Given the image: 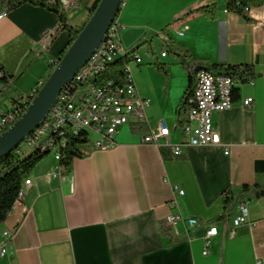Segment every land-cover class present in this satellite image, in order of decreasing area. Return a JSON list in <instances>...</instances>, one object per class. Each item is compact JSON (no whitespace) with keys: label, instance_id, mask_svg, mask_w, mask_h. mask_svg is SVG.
Listing matches in <instances>:
<instances>
[{"label":"crops","instance_id":"crops-1","mask_svg":"<svg viewBox=\"0 0 264 264\" xmlns=\"http://www.w3.org/2000/svg\"><path fill=\"white\" fill-rule=\"evenodd\" d=\"M68 12L69 22L89 17L95 0H77ZM217 2L215 20L187 16L201 5ZM227 0H125L117 19L126 50L144 48L143 63L130 66L139 93L151 102V125L165 117L171 126L169 141L142 142L144 132L132 125L119 128L115 145L103 150L92 142L82 147L69 172L59 168L53 154L33 171L24 198L0 222L17 230L10 253L0 264H256L264 260V197L239 199L224 216L222 192L230 186L239 198L244 185L264 186V6L250 9L247 22L227 11ZM5 8L0 3V13ZM58 16L43 7L23 4L0 19V68L13 77L0 96V110L13 105L19 94L39 87L60 53L69 33L46 37L55 31ZM184 31V35H179ZM190 51L204 65L251 64L255 79L240 87L229 109L214 113L221 136L218 145L183 143L174 127L176 109L189 85V74L166 48V39ZM143 47V48H142ZM151 52V55L147 53ZM166 66L167 73L155 62ZM200 66V65H198ZM35 85L26 90L25 77ZM5 88L0 79V90ZM253 97L250 106L244 100ZM149 128V127H148ZM180 146L179 154L175 148ZM183 189L176 194L174 188ZM175 202V205L174 203ZM248 208L249 222L230 235L240 203ZM171 213L200 220L189 228L180 222L178 234L166 223ZM170 230L162 234V224ZM217 226L207 246L206 233Z\"/></svg>","mask_w":264,"mask_h":264},{"label":"built area","instance_id":"built-area-1","mask_svg":"<svg viewBox=\"0 0 264 264\" xmlns=\"http://www.w3.org/2000/svg\"><path fill=\"white\" fill-rule=\"evenodd\" d=\"M67 12L77 7V0H61ZM7 10L0 13V19L5 16ZM111 31V39H104L97 48L95 54L84 65V76L77 81L75 87L69 88L68 94L61 104H54L48 117L44 120V129H36L34 138L30 141H23L19 145V152L31 150L38 146H45L52 149L55 159L60 161V145L58 139L54 140V145H46V135L55 128L57 123H66V132H63L62 146L65 145V134L79 133L85 131L88 134L89 142H92L99 149H109L116 143L115 135L119 128L124 125H147L149 130L141 136V141L145 143L160 144L162 141H169L171 136V126L165 117H159L151 125L147 109L150 107V100L142 96L134 82V74L128 65L127 82L120 86L93 83L96 71H103L106 65L114 59L117 54H125L126 50L121 42V25ZM53 31L46 33V37H51ZM179 35H184V31H179ZM151 55V52L147 53ZM168 50L163 48L161 56L166 57ZM134 61L143 63V58L137 53L134 54ZM196 74V86L191 98V107L186 114V121L180 125L176 124L174 129L183 134V143L189 145H218L221 143L219 129L214 123L213 115L232 107L234 103L233 89L237 85L235 79L224 73L213 72L208 66H192ZM3 71L0 70V76ZM43 81L39 83V87ZM37 89V88H36ZM35 94V89L29 93V97ZM254 102L253 97L244 100L243 105L250 106ZM21 108L13 105L0 110V134L7 130L23 114ZM180 146L175 148V153L179 154ZM59 168L63 167L59 164ZM31 184V179L24 181L19 193V202L24 198L25 187ZM175 193L184 194V190L178 186L174 188ZM175 205V202H173ZM248 208L245 203H240L239 213L233 218L230 235L235 234L236 227L248 223ZM180 222L187 224L189 228L196 227L200 220L195 217H185L181 213H171L166 218V223L175 234H178ZM17 230L3 231L0 239V258L7 256L12 250V243ZM218 233V227H210L206 233L207 246L210 238ZM256 264H264L263 259H258Z\"/></svg>","mask_w":264,"mask_h":264},{"label":"trees","instance_id":"trees-1","mask_svg":"<svg viewBox=\"0 0 264 264\" xmlns=\"http://www.w3.org/2000/svg\"><path fill=\"white\" fill-rule=\"evenodd\" d=\"M101 0H95L88 9L89 17L96 10ZM2 7L7 11H11L23 4H32L35 6L43 7L51 12H54L58 16V26L53 32L51 38L54 39L61 31H67L69 33V43L65 49L60 53L59 59H61L67 52L71 44L75 41L80 31L85 26L86 22L82 26L74 25L69 22V14L63 7L61 0H0ZM264 6V0H227L226 9L229 12L239 15L243 20L247 22L253 21L250 16V9L255 7ZM123 5L121 6L120 12ZM120 14V13H119ZM219 15V5L217 2L201 5L187 13V16H204L210 20H215ZM119 15L117 16L118 19ZM116 19V22H117ZM167 50L179 58L180 63L188 71L189 74V85L185 90L181 103L176 109L177 123L182 125L186 121V114L188 109L191 107V98L193 96L196 86V74L192 66H208L213 72L224 73L233 77L237 85H244L252 82L256 77V70L254 65L251 64H219L212 63L204 65L198 61L190 51L182 46L175 43L172 37L166 39ZM141 45H138L125 54L120 55L113 61L109 62L103 71H100L95 78L93 83L108 84L111 82L113 86H120L127 82L128 70L127 67L134 61V54L140 49ZM158 69L168 72L166 66L162 63L155 62ZM54 69V67H53ZM0 70H2L0 68ZM3 75L0 79L4 82L5 88L0 90V96H2L7 89L12 86L13 77L6 73L4 70ZM45 80L43 81L44 84ZM42 84V85H43ZM41 85V86H42ZM237 85L233 89L234 100L238 98L240 93V87ZM40 86V87H41ZM76 85L70 84L66 87V91H69V87H75ZM40 87L35 89V94L39 91ZM29 94L19 93L13 99V106L21 108L23 112L26 111L33 97H29L30 101H26ZM149 128L147 125H135L132 127V132H148ZM63 132H66V127L61 130V134L53 136L54 140L58 139L57 145H60V161L59 164L63 167L64 172H69L73 159L75 157L83 156L82 147L89 143L88 134L85 131L79 133H67L65 134V145L62 146ZM53 140V143H54ZM52 154V149L43 148L38 146L31 150H23L19 152V147L0 158V222L4 221L10 212L13 210L14 205L19 200V193L22 189L23 183L28 179L40 162L48 155ZM248 196L254 198L264 197V186L260 184L255 185H244L243 191L239 198H235L232 188L228 186L222 192V201L224 204V216L227 217L235 208L236 203L239 199L244 202ZM243 202V203H244ZM162 234L164 236L170 235V230L163 223Z\"/></svg>","mask_w":264,"mask_h":264},{"label":"water","instance_id":"water-1","mask_svg":"<svg viewBox=\"0 0 264 264\" xmlns=\"http://www.w3.org/2000/svg\"><path fill=\"white\" fill-rule=\"evenodd\" d=\"M125 0H101L75 41L40 87L22 116L0 134V158L14 151L48 117L58 96L95 54Z\"/></svg>","mask_w":264,"mask_h":264},{"label":"bare ground","instance_id":"bare-ground-1","mask_svg":"<svg viewBox=\"0 0 264 264\" xmlns=\"http://www.w3.org/2000/svg\"><path fill=\"white\" fill-rule=\"evenodd\" d=\"M124 2H123V4H124ZM116 27H118V23L115 21L112 24V26L110 27V30L116 29ZM105 39H111V31H108V34H107V36H106ZM120 55H122V54H117L116 56H114V59L117 58V57H119ZM99 72L100 71H96L95 76H97V74ZM82 76H84V66L80 69V71L77 73V75L75 76V78L68 85H70V84L77 85V81H79L80 78H82ZM68 85L66 87H68ZM66 87L61 92V94L58 96L57 101L55 102V104H61L62 100L65 99L66 94H68V92H69V91H66ZM64 127H66V123H57L55 125V128H53V130H50L49 133H48V135H46V145H54V143H53V140H54L53 136H55L56 134H61V130ZM37 129H44V121L41 124V126L39 128H37ZM33 138H34V132L30 136H28L24 141H30V139H33ZM43 148H45V146H43Z\"/></svg>","mask_w":264,"mask_h":264},{"label":"rangeland","instance_id":"rangeland-1","mask_svg":"<svg viewBox=\"0 0 264 264\" xmlns=\"http://www.w3.org/2000/svg\"><path fill=\"white\" fill-rule=\"evenodd\" d=\"M88 15H89V14H88ZM88 19H89V17L86 18V19H80L79 24H77V25H78L79 27L82 26V24H83L84 22H86ZM142 48H143V47H142ZM138 51L140 52V54L143 55V53H144V48H143V49H139ZM138 51H137V52H138ZM156 52L158 53V55L161 54V49H160V47L157 46V48H156ZM52 70H53V69H52ZM51 72H52V71H51ZM51 72H50V73H51ZM50 73H49V75H50ZM49 75H48V76H49ZM48 76L46 77V79L48 78ZM46 79H45V80H46ZM24 80H25L24 86H25L26 90H29L31 86H34V85H35V80L33 79V77H29V76H27V77L24 78ZM46 157H48V156H46Z\"/></svg>","mask_w":264,"mask_h":264}]
</instances>
